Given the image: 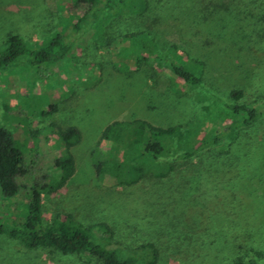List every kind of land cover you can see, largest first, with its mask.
<instances>
[{
    "label": "rangeland",
    "instance_id": "1",
    "mask_svg": "<svg viewBox=\"0 0 264 264\" xmlns=\"http://www.w3.org/2000/svg\"><path fill=\"white\" fill-rule=\"evenodd\" d=\"M73 4L74 0H0V47L10 35L30 41L59 28L67 32ZM206 10L194 8L192 0H164L151 9L150 20L158 23L147 30L154 46L147 55L157 52L180 64L203 63L199 87L183 84L156 67L150 57L135 66L123 64L120 58L127 57L130 49L137 55L139 45L119 41L120 37L127 31L143 30L124 20L114 22L113 27L108 24L104 42L90 35L76 41L64 60L49 67L54 76L22 66L0 69V127L13 135L28 171L17 179L16 195L0 201V214L13 218L25 214L23 198L48 174L60 152L50 125L74 126L81 134L71 149L76 170L62 192L42 196L43 223L64 212L83 226L105 222L113 230L112 246L138 253L139 245L158 239L159 264H180L165 238L186 240L188 235L198 236L199 250L209 253L216 264H229L249 250L258 251L257 262L264 264V122L247 133L230 134V113L217 100L230 103L231 90L242 91L240 103H258L264 97V0L227 4L218 0ZM136 118L174 127L163 160L225 130L216 145L199 151L201 158L209 153L216 157L209 168L205 163L197 167L182 197L175 191L159 199L152 186L109 187L95 177L89 152L101 130L115 119ZM192 160L197 162V156ZM230 161L245 171L244 179L234 184L223 164ZM206 179L210 181L206 193L192 199L203 191ZM153 208L162 211L167 226L153 224ZM7 219L1 223L7 224ZM230 223L238 231L234 241ZM0 264L99 263L85 255L26 248L0 234Z\"/></svg>",
    "mask_w": 264,
    "mask_h": 264
},
{
    "label": "trees",
    "instance_id": "2",
    "mask_svg": "<svg viewBox=\"0 0 264 264\" xmlns=\"http://www.w3.org/2000/svg\"><path fill=\"white\" fill-rule=\"evenodd\" d=\"M216 1L218 0H192V6L210 11ZM221 1L225 4L230 2V0ZM160 2L164 0H74L70 11L73 21L70 22L67 32L59 28L47 37L34 38L30 41L24 40L19 35L8 36L7 44L0 47V69L22 66L48 73L49 77L54 76L49 67L64 60L73 50L76 41L90 35L97 41L104 42L106 39L103 34L108 24L113 27L114 22L124 20L132 25H141L143 30L127 31L120 37L119 41H131L132 44L137 41L139 45L137 55H134L130 49L127 57L120 58L123 64L135 66L150 57L156 67L166 70L183 84L199 87L202 62L181 61L180 64L168 59V56L162 53L151 52L147 55L149 47L153 46L147 36V30H151L158 23L157 19L150 20V11ZM229 96L232 99L230 103L217 99L230 113L227 132L247 133L253 125L264 122V97L258 103H240L237 101L242 97L241 90H231ZM48 108L55 110V107L50 105ZM50 127L57 143L60 144L59 155L48 174L34 184L30 194L23 198L27 201L25 214H18L16 218L11 215L6 217L5 213L0 214V234H7L26 248L45 247L62 254L85 255L94 258L99 264H159L162 251L158 239L139 245L138 250L141 252L138 253L127 248L112 246L113 230L105 222L83 226L69 212L57 213L47 222H42L41 198L43 195L54 196L62 192L72 178L76 165L71 149L81 139L80 131L74 126L50 125ZM224 131H217L209 139L179 152L172 159L163 160L162 158L167 157L169 153L171 138L175 133L174 127L155 126L139 118L115 119L101 130L98 140L89 152L90 166L95 177L105 186L139 185L144 189L152 186L159 199L167 198V195L175 191L179 197H182L197 167L205 163L206 168H209L216 157L209 155L208 152V156L201 158L198 156L199 151L216 145L226 134ZM196 156L197 162H193L192 159ZM223 164L226 166V171L230 170V183L234 184L244 179L245 171L240 165L231 161ZM145 169L147 171L143 172ZM26 172L28 171L24 158L15 144L13 135L7 129L0 127V201H3L2 203L16 195L19 189L17 179ZM209 183V179L204 180L201 185L203 191L200 189L192 199L195 197L198 199L206 193ZM150 211L154 214L155 226L159 225L158 223L167 226L163 223L162 211L155 208ZM225 212L227 213L226 210ZM6 218H9L7 219L9 222L1 223ZM237 233L238 231L230 223V238L233 241L239 237ZM197 238V235L196 237L188 235L186 240L178 236L174 239L166 236L165 241L170 245L171 254L180 260V264H216L209 253H201ZM227 241L228 239L225 238L223 243ZM258 256H260L258 251L249 250L242 255H236L229 264H258Z\"/></svg>",
    "mask_w": 264,
    "mask_h": 264
}]
</instances>
